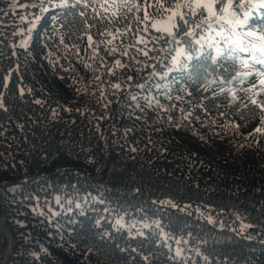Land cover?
<instances>
[{
	"label": "trees",
	"instance_id": "16d2710c",
	"mask_svg": "<svg viewBox=\"0 0 264 264\" xmlns=\"http://www.w3.org/2000/svg\"><path fill=\"white\" fill-rule=\"evenodd\" d=\"M138 2L144 23L131 18L115 41L129 55L108 57L101 46L93 58L77 9L0 0V218L13 240L6 264H264V132L254 131L264 129V113L248 103H264L260 77L232 78L248 69L217 56L229 47L219 25L197 29L190 42L157 39L163 33L152 25L170 26L164 8L176 11L180 0ZM261 3L233 0L241 20L252 13L258 35ZM100 57L128 68L106 76ZM253 81L259 95L246 91ZM5 245L0 234V260Z\"/></svg>",
	"mask_w": 264,
	"mask_h": 264
},
{
	"label": "snow or ice",
	"instance_id": "6c2138e0",
	"mask_svg": "<svg viewBox=\"0 0 264 264\" xmlns=\"http://www.w3.org/2000/svg\"><path fill=\"white\" fill-rule=\"evenodd\" d=\"M48 2L53 8L77 9L78 15L81 18L86 17L83 19L84 31L81 39L83 40L86 37V50H92L93 58L98 55L101 46H103L108 57H113L116 54L127 57L129 55L127 48L121 52L120 47L116 45L115 41L131 31V18L134 17L140 24L144 23L135 13L144 9L145 15L147 16L146 5H141L138 0H91V2H89V0H72L71 3L70 0H59V2L48 0ZM258 6L264 8V3ZM20 7H36L42 12L49 11V7L45 4V0H39L38 4L32 5L20 4ZM161 7L164 8V5L162 4ZM238 7L243 9L244 3H240ZM83 9H91V13L94 15H90ZM175 9L176 11H172L169 8H164V11L172 12V15L168 17L169 21H171L170 26L161 28L157 27L156 24L152 25L155 31L163 33V35L157 39L171 37L172 40H177L178 37L182 36L189 38L190 42L192 38L199 35L196 31L197 29L211 32L214 30V25H219L220 30L216 31V36L220 37L229 47L226 49L217 48V56L224 57L226 60H232L233 63L239 61L240 65L248 69V71L238 73L236 76L232 77L233 79H240L241 83L253 75L260 77V92H264V71L253 73L251 70L256 65L264 66V34L258 35V32L254 30L253 26L250 24L252 13L245 12L244 19L241 20L233 6V0H180V2L175 5ZM27 19L28 17H21L22 21H27ZM34 19L39 21L40 17L36 16ZM53 19H55V17H53ZM90 20L93 22L90 23ZM261 23H264V20H262ZM116 24H122L124 27L115 28V31L111 30L109 26H115ZM225 25L230 26V31L225 28ZM34 27L35 23L32 24V28ZM237 27L247 28L248 30L243 36H239L235 33ZM32 28H29L28 31L31 32ZM93 28L96 29L95 34L91 31ZM142 30L147 31V26ZM226 31L228 32L227 35H225ZM18 34L23 35V32ZM246 37L251 39H245ZM137 42L145 43L142 37L138 38ZM61 43H63V38H61ZM195 43L200 44L201 39H195ZM27 45L28 41L23 40L20 42L19 46L27 48ZM129 47H135V45H129ZM209 47H216V44L210 43ZM140 51L143 50L141 49ZM181 52H183V49H181ZM240 53H248L249 56L248 58H241L239 55ZM143 54L148 55L147 52H143ZM132 59H135V57H132ZM249 60L252 61L251 65L249 64ZM137 63H139V61H137ZM100 64L106 67V76L116 77L117 79V72L120 71L123 73L128 68V65L122 62L120 58L113 59L109 65L106 57H100ZM85 67L91 68L92 66L86 64ZM98 73L99 68H96L93 71V75L97 81L103 84L104 78ZM126 79L131 81L133 77L127 75ZM110 87L115 90H122V85L119 82H111ZM138 87L142 88L143 85H138ZM256 88L257 84L253 81L252 86L246 91L254 93ZM21 92H23V89ZM101 92H103L102 88ZM113 94L115 95V92ZM254 94L259 95V93ZM231 95L233 101H236V93L232 92ZM132 99L135 100L136 97L133 96ZM37 103H40V101H37ZM149 103H151V101H149ZM248 103L256 105L261 113H264V103L259 102L254 96L248 98ZM248 103L244 104L245 108L248 107ZM3 107L2 98H0V108ZM105 107H107V105H105ZM261 122L264 123V115L261 116ZM234 127L238 129L239 125H234ZM254 131L264 132V129L257 127ZM134 150L135 149H133V151ZM243 227L246 228L251 226L244 225ZM177 254L179 255L180 253L178 252Z\"/></svg>",
	"mask_w": 264,
	"mask_h": 264
},
{
	"label": "rangeland",
	"instance_id": "374dc122",
	"mask_svg": "<svg viewBox=\"0 0 264 264\" xmlns=\"http://www.w3.org/2000/svg\"><path fill=\"white\" fill-rule=\"evenodd\" d=\"M0 225L4 226V230L2 228V230L0 229V234L3 235L5 238H6V245H5V248H4V251H3V256H2V259L0 260V264H6L5 261L8 257V254L11 252V242L12 241V236L9 232V230L6 228L3 220H0ZM9 236V237H8Z\"/></svg>",
	"mask_w": 264,
	"mask_h": 264
},
{
	"label": "water",
	"instance_id": "95a60500",
	"mask_svg": "<svg viewBox=\"0 0 264 264\" xmlns=\"http://www.w3.org/2000/svg\"><path fill=\"white\" fill-rule=\"evenodd\" d=\"M264 67V66H263ZM0 220H2V218H0ZM12 238V237H11ZM13 241V240H12ZM13 245V242H11V246ZM12 248V247H11ZM10 254V253H9ZM8 254V255H9ZM7 260V259H6ZM5 263H6V261H5Z\"/></svg>",
	"mask_w": 264,
	"mask_h": 264
},
{
	"label": "bare ground",
	"instance_id": "6f19581e",
	"mask_svg": "<svg viewBox=\"0 0 264 264\" xmlns=\"http://www.w3.org/2000/svg\"><path fill=\"white\" fill-rule=\"evenodd\" d=\"M1 222V221H0Z\"/></svg>",
	"mask_w": 264,
	"mask_h": 264
}]
</instances>
